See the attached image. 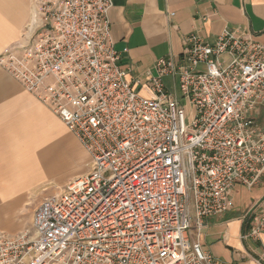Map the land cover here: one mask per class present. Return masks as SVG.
<instances>
[{"label": "built area", "instance_id": "2783aa9c", "mask_svg": "<svg viewBox=\"0 0 264 264\" xmlns=\"http://www.w3.org/2000/svg\"><path fill=\"white\" fill-rule=\"evenodd\" d=\"M32 3L0 69L60 118L89 171L37 206L31 231H0V264H218L200 240L206 219L264 180V45L242 29L192 34L178 61L133 80L112 40L113 0ZM258 208L244 240L264 235Z\"/></svg>", "mask_w": 264, "mask_h": 264}, {"label": "crops", "instance_id": "0c3cea01", "mask_svg": "<svg viewBox=\"0 0 264 264\" xmlns=\"http://www.w3.org/2000/svg\"><path fill=\"white\" fill-rule=\"evenodd\" d=\"M113 1L112 40L118 50L128 49L121 65L132 70L133 80H144L157 60L178 61L192 34L213 41L227 29H242L264 45V0ZM31 6L32 0H0V54L22 40ZM164 81L178 96L177 79L169 76ZM143 95L152 97L147 89ZM256 122L264 129V109ZM71 135L48 106L0 69V231L17 235L22 222L16 216L31 205L29 195L36 193L37 199L49 190L42 188L45 182L52 179L58 186L70 177ZM66 185L42 200L61 193ZM258 204V212H264V180L253 189L237 188L233 210L206 219L200 240L218 264H264V235L242 239L251 222L247 214Z\"/></svg>", "mask_w": 264, "mask_h": 264}, {"label": "rangeland", "instance_id": "374dc122", "mask_svg": "<svg viewBox=\"0 0 264 264\" xmlns=\"http://www.w3.org/2000/svg\"><path fill=\"white\" fill-rule=\"evenodd\" d=\"M31 9L33 11V3L31 6ZM31 16H32V12H31ZM30 19H31V17H30ZM25 28H26V26H25ZM24 32H25V29H24L23 33ZM71 137H72L71 140H72V147H73V148H71L72 151H71V160H70V172H71V174H70V177L67 178L66 182L61 184L62 186L57 184L61 188H63L66 185V183L68 185V183H70L71 181L75 180L79 176L84 175L85 173H87L89 171V167H88L89 157H88L87 153L81 147L80 143L76 140V138H74V136H72V135H71ZM67 159L68 158H66L65 163H67V161H68ZM57 163H58V160H57ZM51 180H49V182H45V184L42 187L45 189H49L47 191V193L41 192V195L37 199L35 198L37 194L34 192L31 193V195H29L30 199L27 201V202L31 203V205H29L28 207L24 206L26 208L22 210L23 213L18 214L16 216V218L19 220L18 222H22V224H20L22 226V229L20 231H18L19 233L31 231V229H32V217H33L34 211L37 208V206L43 201L42 198H44L46 195L50 194L52 191H57V189H60V188H58V186L53 185L52 183H55V182H52L53 180L52 181ZM38 189H40V187ZM19 233H17V234H19Z\"/></svg>", "mask_w": 264, "mask_h": 264}, {"label": "bare ground", "instance_id": "6f19581e", "mask_svg": "<svg viewBox=\"0 0 264 264\" xmlns=\"http://www.w3.org/2000/svg\"><path fill=\"white\" fill-rule=\"evenodd\" d=\"M29 203V202H28Z\"/></svg>", "mask_w": 264, "mask_h": 264}]
</instances>
